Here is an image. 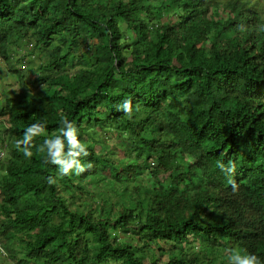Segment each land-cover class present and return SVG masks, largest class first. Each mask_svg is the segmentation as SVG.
Returning a JSON list of instances; mask_svg holds the SVG:
<instances>
[{
  "label": "trees",
  "instance_id": "trees-1",
  "mask_svg": "<svg viewBox=\"0 0 264 264\" xmlns=\"http://www.w3.org/2000/svg\"><path fill=\"white\" fill-rule=\"evenodd\" d=\"M27 47L47 56L32 79ZM0 60L19 77L0 98L14 264H227L235 249L264 264V0H0ZM62 116L90 153L80 176L38 151ZM35 123L26 158L15 142Z\"/></svg>",
  "mask_w": 264,
  "mask_h": 264
},
{
  "label": "clouds",
  "instance_id": "clouds-1",
  "mask_svg": "<svg viewBox=\"0 0 264 264\" xmlns=\"http://www.w3.org/2000/svg\"><path fill=\"white\" fill-rule=\"evenodd\" d=\"M118 110L130 116L132 113L131 101H123L118 106ZM41 135H46V126L42 123L31 124L25 128L23 138L15 142V148L21 151L26 158H31L33 155L32 148L37 147L34 140ZM38 151L46 153L45 162L58 168L61 176H71L73 174L80 176L92 167L91 161L87 164L82 163L81 158L90 155L88 147L79 138L75 123L66 116H62L58 129L51 136H46L43 143L39 145ZM218 167L229 178V183L234 184L231 177L236 172L235 164L230 162L229 165L225 166L223 163L218 162ZM47 183L55 185L57 181L54 177L49 176ZM2 247L5 248L0 243V250H2ZM228 264H261V260L255 254H241L239 251L233 250L228 258Z\"/></svg>",
  "mask_w": 264,
  "mask_h": 264
},
{
  "label": "rangeland",
  "instance_id": "rangeland-1",
  "mask_svg": "<svg viewBox=\"0 0 264 264\" xmlns=\"http://www.w3.org/2000/svg\"><path fill=\"white\" fill-rule=\"evenodd\" d=\"M92 41H96L95 39ZM26 46V44H25ZM31 48H23L19 54L16 56H26V74L30 76V79L34 78L38 66L40 63L45 61L47 59L46 54L40 53L39 51H36L35 54H31ZM19 77L12 71L9 70V68L6 66L4 62L0 60V98L2 100V103L6 105V100L8 96L13 95L14 92H16L17 89H19ZM38 88V87H36ZM7 118V116H5ZM2 117L0 116V120ZM148 179V178H147ZM17 247L16 254L19 252V246L15 245L14 248ZM5 250V251H4ZM236 250V249H235ZM237 251V250H236ZM7 254V255H6ZM10 252L7 249L0 250V264H14V259L16 257H12L9 255ZM228 264V262H226Z\"/></svg>",
  "mask_w": 264,
  "mask_h": 264
}]
</instances>
